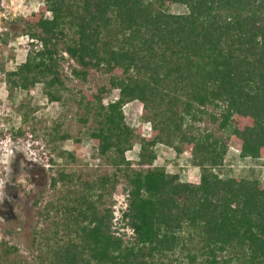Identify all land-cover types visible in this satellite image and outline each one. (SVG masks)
<instances>
[{
	"label": "trees",
	"instance_id": "obj_1",
	"mask_svg": "<svg viewBox=\"0 0 264 264\" xmlns=\"http://www.w3.org/2000/svg\"><path fill=\"white\" fill-rule=\"evenodd\" d=\"M172 4L186 11L171 12ZM21 20L27 54L3 72L8 95L40 83L47 100L61 101L66 52L79 66L72 79L88 83L79 120L92 119V145L114 170L91 179L57 170L51 185L62 189L37 210L44 224L33 230L35 256L1 241L0 264H264V180L218 171L230 148L264 158V0H43ZM7 44L0 32V58ZM112 90L116 98L104 104ZM132 101L149 136L125 121ZM205 119L222 133L201 127ZM60 125L47 140L72 138V151L58 154L76 161L81 139ZM135 143L136 162L126 156ZM157 145L189 152L199 180L154 166ZM121 181L127 206L123 226L113 227Z\"/></svg>",
	"mask_w": 264,
	"mask_h": 264
},
{
	"label": "rangeland",
	"instance_id": "obj_2",
	"mask_svg": "<svg viewBox=\"0 0 264 264\" xmlns=\"http://www.w3.org/2000/svg\"><path fill=\"white\" fill-rule=\"evenodd\" d=\"M42 3L43 0H0V32L8 33V44L0 58V68H3V71L0 70V242L15 245L27 258H33L36 254L32 250L33 230L44 224L37 216V210L60 195L62 187L59 184L54 187L51 185V178L56 171L64 168L67 172L75 171L82 178L91 179L114 170L92 145L89 138V131L94 124L92 119L89 118L85 124L79 120L84 116V110L77 105L79 90L87 89L88 83L72 79L71 69L79 66L68 55L62 52V73L67 89L61 91V101L47 100L40 83L28 93L16 91L13 97L8 95L3 72L15 68L24 61L27 54L28 37L22 34L21 18L37 11ZM169 11L183 13L186 8L181 4H172ZM95 77L100 83L107 81V75L102 73ZM117 94V90H112L104 98V104L115 99ZM141 108L138 101L127 103L124 117L127 124L133 128L141 127V133L145 134L150 124L141 122ZM24 113L29 114L25 123L22 121ZM57 122H61V130L69 132L73 138L81 139L76 161L58 154L59 149L72 151V138L57 143H49L47 140L46 134ZM21 126L28 132L26 137L13 141L9 133ZM201 127L212 128L217 134L222 133L208 119L201 123ZM138 149L139 145L135 143L126 153L127 158L136 162ZM155 151L157 157L154 166H163L167 172L178 173L183 181L199 180L200 169L191 163L189 152L178 155L164 145H157ZM51 153L52 163L48 159ZM218 171L223 177L258 178L262 182L264 158H241L237 151L230 148ZM36 200L38 202L35 206ZM112 200L113 210L124 209L127 200L123 181L117 185ZM113 225L118 227L123 226V223ZM118 230L124 231L127 235L125 237L130 234L127 228L119 227Z\"/></svg>",
	"mask_w": 264,
	"mask_h": 264
},
{
	"label": "built area",
	"instance_id": "obj_3",
	"mask_svg": "<svg viewBox=\"0 0 264 264\" xmlns=\"http://www.w3.org/2000/svg\"><path fill=\"white\" fill-rule=\"evenodd\" d=\"M63 54L66 56L67 55V53L66 52H63ZM126 106V105H125ZM125 106L123 107V113H124V108H125ZM143 136H149L150 135V126H149V129H148V131L144 134H142ZM234 149V148H233ZM235 151H237L238 152V154H239V151L238 150H236V149H234ZM126 206H127V202L125 203V205H124V209L123 210H121V211H119L118 209H116V210H113V216H114V218H113V223L114 224H117V223H121V221H120V217H121V213H122V211H124L125 209H126ZM113 227H114V225H113Z\"/></svg>",
	"mask_w": 264,
	"mask_h": 264
},
{
	"label": "clouds",
	"instance_id": "obj_4",
	"mask_svg": "<svg viewBox=\"0 0 264 264\" xmlns=\"http://www.w3.org/2000/svg\"><path fill=\"white\" fill-rule=\"evenodd\" d=\"M68 55V54H67ZM127 202V201H126Z\"/></svg>",
	"mask_w": 264,
	"mask_h": 264
}]
</instances>
